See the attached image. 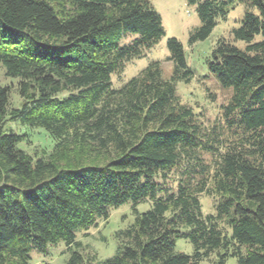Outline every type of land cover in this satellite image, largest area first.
Returning <instances> with one entry per match:
<instances>
[{
    "label": "trees",
    "instance_id": "1",
    "mask_svg": "<svg viewBox=\"0 0 264 264\" xmlns=\"http://www.w3.org/2000/svg\"><path fill=\"white\" fill-rule=\"evenodd\" d=\"M201 20L189 42L205 39L235 0H187ZM221 39L207 64L232 95L222 127L207 128L182 102L177 83L194 72L183 43L167 40L173 72L161 62L115 88L112 75L165 35L149 0H0V63L18 77L20 108L0 87V264H30L33 249L64 242L66 264H264V0ZM137 36L121 43L127 33ZM260 37V38H258ZM45 129L51 152L19 147L9 121ZM221 128V129H220ZM179 173L177 188L164 187ZM220 196L204 214L200 195ZM152 200L139 212L136 205ZM134 205L135 219L116 236L119 252L99 260L78 234ZM231 232L220 225L224 219ZM189 239L192 254L177 251Z\"/></svg>",
    "mask_w": 264,
    "mask_h": 264
},
{
    "label": "rangeland",
    "instance_id": "2",
    "mask_svg": "<svg viewBox=\"0 0 264 264\" xmlns=\"http://www.w3.org/2000/svg\"><path fill=\"white\" fill-rule=\"evenodd\" d=\"M149 1L162 17L165 35L153 47L145 50L143 56L127 61L122 70L114 73L112 75L113 86L121 87L155 60L161 62L163 76L169 78L173 72V63L169 59L170 51L167 47V40L170 37H176L183 43L188 64L194 72L191 82L180 81L177 83L182 102L194 108L199 120L207 128L217 124L222 127L223 135L231 137L232 130L227 128L224 121V106L229 103L232 91L223 88L218 83L215 76L210 73L206 60L221 39L239 47H245L243 41L234 40L232 30L241 24L248 10L258 13L257 7L251 6L246 1L235 0L227 15L217 19V25L210 35L192 44L189 42L190 35L201 24L196 5L189 4L187 0ZM136 36L137 34L129 32L124 35L121 43H128ZM19 81L18 77L8 75L5 66L0 63V87H10V105L14 108H20L24 100L19 90ZM6 129L23 134L24 139L20 142L19 147L34 156L48 154L53 148L54 141L42 127L22 124L17 120L9 121L6 124ZM179 177V173L172 171L166 181L162 178H158V181L163 183L164 187H172L175 190ZM200 200L204 214L217 213L219 195L202 193ZM152 203V200H146L137 204L136 208L139 212H143L148 210ZM134 211L132 203L112 209L107 220H101L97 226L79 233L78 240L82 243L83 251L96 253L99 260L116 255L123 248L116 232L133 223L136 216ZM220 225L229 233L231 232L225 218L220 220ZM175 249L187 254H192L194 251L192 242L183 237L176 239ZM70 254L71 250L64 242H60L58 245L48 246L45 252L33 249L30 264H66ZM201 264H216L215 255L202 261ZM226 264H237V257H229Z\"/></svg>",
    "mask_w": 264,
    "mask_h": 264
}]
</instances>
